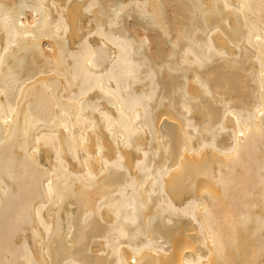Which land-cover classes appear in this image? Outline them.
Here are the masks:
<instances>
[{
    "label": "bare ground",
    "instance_id": "1",
    "mask_svg": "<svg viewBox=\"0 0 264 264\" xmlns=\"http://www.w3.org/2000/svg\"><path fill=\"white\" fill-rule=\"evenodd\" d=\"M0 264H264V0H0Z\"/></svg>",
    "mask_w": 264,
    "mask_h": 264
}]
</instances>
